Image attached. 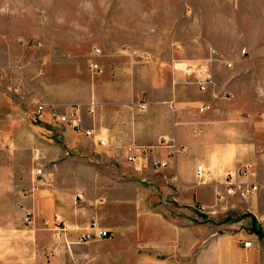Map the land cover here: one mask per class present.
I'll return each mask as SVG.
<instances>
[{"label": "crops", "instance_id": "obj_1", "mask_svg": "<svg viewBox=\"0 0 264 264\" xmlns=\"http://www.w3.org/2000/svg\"><path fill=\"white\" fill-rule=\"evenodd\" d=\"M103 57L96 58L101 73L87 67L79 75L71 60L44 47L0 50V264H264V190L217 199L228 173L246 165L255 173L242 181L264 186V140L239 110L238 74L214 61L215 84L201 92L177 51L157 52L150 65L130 70L117 63L119 53L110 62ZM39 105L47 107L42 122L33 116ZM77 106L94 137L53 122L50 107L64 113ZM173 145L186 152L172 154ZM127 146L148 151V161L129 163ZM35 151L49 183L26 196ZM154 158L168 167L153 170ZM54 215L72 240L93 222L110 238L67 251L42 230Z\"/></svg>", "mask_w": 264, "mask_h": 264}, {"label": "rangeland", "instance_id": "obj_2", "mask_svg": "<svg viewBox=\"0 0 264 264\" xmlns=\"http://www.w3.org/2000/svg\"><path fill=\"white\" fill-rule=\"evenodd\" d=\"M20 41L71 60L79 75L89 72L94 48L106 62L119 53L126 69L145 66L126 48L153 58L177 51L184 73L185 64L218 52L238 74L239 110L253 117L255 135L264 140V0H0V50L19 55Z\"/></svg>", "mask_w": 264, "mask_h": 264}, {"label": "built area", "instance_id": "obj_3", "mask_svg": "<svg viewBox=\"0 0 264 264\" xmlns=\"http://www.w3.org/2000/svg\"><path fill=\"white\" fill-rule=\"evenodd\" d=\"M23 46H25L28 50L33 49H41L42 44L36 43L31 45L30 43H26L23 41H20ZM126 51L130 54L131 58L134 60V63H141L145 65H150L154 58L151 54L140 51V50H131L130 48H126ZM211 56L208 60L205 62H199L195 64H185V73L187 77L194 82V84L197 86V88L201 92L207 91L211 86L215 84L214 81V75L212 72L211 64L214 61H218L220 63H223L224 66H227L228 68H232V64L226 61H223L221 56L218 54V52L211 51ZM93 59L89 63V69L95 73H101V67L96 62V58L102 56V51L100 48H94L93 50ZM46 106L39 105L34 112L33 116L38 122H42L45 117L46 112ZM51 108V115L53 122L56 125L60 126H67L73 131H75L77 134H81L87 138L94 137V131L85 129L83 126V119H82V106H77L70 108L68 111L64 113H59L55 108ZM206 106L204 105L202 108L199 109L200 112H204ZM141 110H145L146 106L145 104L140 105ZM262 120L264 123V114H262ZM198 132L194 133V136H196ZM102 145L104 143L100 142ZM172 154L181 153L183 154L186 152V148L183 147L182 149H178L176 146H171ZM125 157L129 163H138L140 160H147L148 161V151L143 149L142 147L137 146H127L125 147ZM69 152H67L66 156H71ZM44 157L41 152L35 151L34 153V160L36 163L35 169H34V183L33 185L24 192V195L26 196H32L37 191L41 190L42 187L47 185L49 183V176L45 171V168L42 164ZM263 166H264V152H263ZM152 169L155 171H160L163 169H166L168 167L167 162L162 161L158 158H154V160L151 163ZM255 169L252 165H246L243 166L241 170L236 172H230L228 173V176L226 177V180L224 182V190L222 192H217V199L218 201H222L224 197L232 196V195H239L241 199H249L250 197L258 194L259 191L264 190V186L261 183H254V184H248L242 179L248 175L254 174ZM205 170L202 166H198L197 168V176L200 181L204 180V174ZM172 182H175L174 178H171ZM80 199V198H79ZM33 213L27 212L26 213V220L28 222H33ZM42 230L44 232L50 233L53 235L56 243H58L59 246L65 248L67 251L71 248L74 244H84L91 241L96 240L97 238H110L109 232L106 230L100 229L97 225V223L93 222L89 225L88 229L85 231H82V234H80L76 240H72V234L70 233V229L68 228V225L64 221L63 218H61L59 215H54L52 219H45L42 222ZM252 246V243L245 242V247L249 248Z\"/></svg>", "mask_w": 264, "mask_h": 264}]
</instances>
